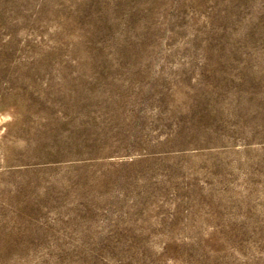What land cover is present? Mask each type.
I'll list each match as a JSON object with an SVG mask.
<instances>
[{
  "label": "rangeland",
  "instance_id": "rangeland-1",
  "mask_svg": "<svg viewBox=\"0 0 264 264\" xmlns=\"http://www.w3.org/2000/svg\"><path fill=\"white\" fill-rule=\"evenodd\" d=\"M0 264H264V0H0Z\"/></svg>",
  "mask_w": 264,
  "mask_h": 264
}]
</instances>
